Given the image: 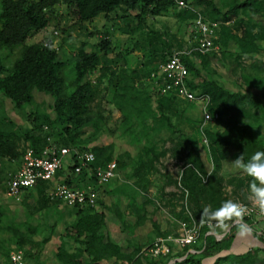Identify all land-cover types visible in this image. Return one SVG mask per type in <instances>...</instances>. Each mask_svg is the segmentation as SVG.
I'll use <instances>...</instances> for the list:
<instances>
[{
    "label": "trees",
    "instance_id": "trees-1",
    "mask_svg": "<svg viewBox=\"0 0 264 264\" xmlns=\"http://www.w3.org/2000/svg\"><path fill=\"white\" fill-rule=\"evenodd\" d=\"M186 2L194 3L195 6H205L202 9L196 7L205 18L224 22L229 20L230 16L237 15L240 10L244 13L256 10L261 12L264 8L262 0L233 3L224 11L218 7L215 0H186ZM178 7L174 0H0V92L23 112L26 106H31L27 115L30 127L25 130L16 125L7 113L4 111L1 113L0 166L2 167L0 168L4 171L7 162L22 163L27 147H32L40 153L48 144V137L55 136V131L61 135V141L54 139L60 147L68 146L80 151L94 152L96 159L91 166L96 168L105 167L113 160L111 159L115 148L113 144L89 147L104 133L112 134L119 129L122 131V136L128 137L130 144L136 146L143 140L147 141L152 131H162L163 128L171 130L174 125L165 114L164 107L168 104L167 98H179L174 95H158L153 99V86L148 77L151 70L157 68L153 63L154 60L159 56L161 62L166 61L174 52L173 45L167 34L164 36L160 29L153 25L148 26L146 21L150 16L166 15L171 9L176 11L177 16H181L182 13L186 15L188 7L180 9ZM132 10L137 11V14L133 16ZM100 16H104L106 22L103 31L98 30L100 41L92 46L91 51L86 50L87 41L84 40L78 46L71 44L70 47L73 46L74 51L64 59H59L63 43L61 48L56 47L50 37L42 42H27L32 35L48 29L53 19L58 25H61L65 19H71L81 29L88 30L87 25L94 23ZM188 16L190 17V13ZM195 18H191L189 24H193ZM233 24L221 25L216 34L215 44L216 40L220 43H228L229 52H232L231 46H236L234 53L239 56L264 52V47L258 43L261 36L264 39V30L261 33L252 31L236 33L232 28ZM115 31L130 34L131 37L137 34L133 48H130L131 46L127 45L125 40L122 43L116 42ZM90 34L95 35L93 32ZM8 48L10 50L20 48L19 56L13 64L8 62L10 56L5 51ZM135 48L144 51L145 61L142 66L144 65L147 70L129 67L127 56ZM209 54L211 53L202 54L197 50L192 51L191 54H181L190 72L189 86L196 92L210 95L212 99L210 110L218 112L220 118L224 110L235 113L229 117L224 130L207 129V150H200L198 145L189 139L178 141L173 149L176 153L180 150L183 152L188 143L193 142L190 153L194 155L187 157L180 180L182 194L180 193L179 197L185 199V191H188L189 209L195 218L200 220L204 207L210 206L212 210H215L226 201L223 193L224 178L219 175L225 158V148L235 145L240 154H244L245 161L250 159L256 151H264V138L260 136V121L264 118V90L233 92L211 75L209 79L196 82L195 79L201 74V69L197 66L195 57L202 58L204 66L207 67L203 59ZM252 66L254 68L257 64ZM247 69L244 67L243 71L246 72ZM97 74L98 76L93 80L92 77ZM261 79L264 80V78ZM35 91L53 97L54 118L44 106L35 101ZM108 93L111 94V104L120 112L115 128L110 127V119L104 116L102 110V100ZM251 109L254 111H249ZM87 126H91V129L87 135H83V129ZM21 141L25 142L24 149H21ZM165 154V151L157 153L153 147H144V152H139L135 156L128 151L119 154L116 158L117 171L131 167L129 177L133 176L136 181L134 184L127 181L114 189L113 194L131 195L130 205L137 211L140 210L137 203L138 194L141 193L139 189L144 191L148 189L149 172L155 168V162ZM207 161L213 165V171L208 174ZM76 162H78L77 157ZM69 169L74 171L75 166L72 165ZM3 176L8 175L4 173ZM71 176H68L65 181L70 185H72V179H69ZM10 178L11 176L6 177V191ZM77 178L78 182L93 185L98 192L106 186L99 185L94 175L89 178L87 169L83 170ZM235 181L243 183L242 178L235 176L229 180L230 183ZM31 188H37L40 195L38 205L31 208H37L39 205V208H48V204L54 201L47 193L48 181H39ZM41 199L46 201V206L41 205ZM54 202L60 203L61 200ZM100 205L102 208L106 206L104 202ZM70 208L74 209L75 218L67 223L63 238H71L79 246L75 251L69 252L62 241L56 253V258L62 264H82L84 259V264H101L104 260L111 259H114L112 264H124V262L143 264L141 244L136 245L130 254H124L122 246L114 243L103 233L105 214L102 210L97 211L88 205H76ZM6 209V206L0 205V229L10 232L8 238L3 239L2 243L9 241L20 248H25L27 245L33 246L34 235H27L24 232L26 221L17 223L15 220H10L6 226L3 224ZM185 210L186 207L183 205L177 215L187 219ZM137 217L136 224H144L146 215H137ZM251 221V219H244V223L247 224ZM153 225L156 236L167 235L161 232L156 220H153ZM208 230L207 226L203 227L200 244L187 246L178 254L160 256L163 263L156 258L149 259L148 264H167L172 255L181 258L174 264H204V257L220 253L225 254L218 257L213 264H264V247H254L243 254L226 253L234 241L236 227H231L230 232L221 240L215 235L207 234ZM52 236L53 233H50L44 237L41 244L48 242ZM262 237L264 243V234ZM2 247L3 245L0 244V264H8L12 247L4 250ZM259 253H263V257L258 259Z\"/></svg>",
    "mask_w": 264,
    "mask_h": 264
},
{
    "label": "rangeland",
    "instance_id": "rangeland-1",
    "mask_svg": "<svg viewBox=\"0 0 264 264\" xmlns=\"http://www.w3.org/2000/svg\"><path fill=\"white\" fill-rule=\"evenodd\" d=\"M241 1L244 0H215V2L218 4V7L223 11L233 3ZM262 6L264 7V0H262ZM196 7H198L199 9L205 8V6H195L194 3H191L188 4L187 10V12L190 13V17L188 16L187 12L186 15L182 13L181 16H177L176 11H170L167 17H164L166 16L164 15L163 17L158 18L155 21V24H152L157 29H160L161 32L164 33V36H166L167 34L171 44L173 46L175 45L180 52L182 51V53H189L190 50L194 51V48L197 46V33L193 27V24H189L191 23V18L196 17L198 14L203 15V13ZM257 11L258 10H256L255 12L249 11L244 13L242 10H240L237 15L230 16L229 20L225 22L234 23L232 25V28H234V32L236 33H246L248 31H252L253 33H261L264 30V8L261 10V12ZM100 17L101 18L98 19V22L94 21V23H89L87 25L88 30L81 29L80 26L75 25L74 20L71 19L63 20L61 25H58L57 21L53 19L48 29L38 34L32 35L27 40V42H42L47 37H50L53 39L54 45L56 47L61 48V44L63 43L59 59H64L65 56L74 51L73 46L70 47L71 44L74 46H78L80 45V42L84 40L87 41L86 50L91 51L92 46L94 44L96 45L100 41L98 30L103 31V27L106 22L104 16ZM64 29L66 31H64ZM90 32L95 33V35L90 34ZM121 35H123L121 31H115V37L120 38ZM258 43L262 47H264V39L262 38V36L261 39L258 40ZM216 44L218 48L214 52H211V54L206 55L203 59L207 63V67L204 66L202 58H199V56L195 57L196 64L201 69V74L195 79L196 82H202L204 79H209L211 75L214 76L226 88L230 89L233 92L239 91L246 93L250 90H264V80L261 79L264 78V52L239 56L238 54L236 55L234 53L236 46H231L232 52H229L227 49L228 43H220L216 40ZM19 49L20 48H16L14 50H10L9 48L5 49V51L8 53V56H10L8 61L9 63L13 64L15 59L18 58ZM134 60L135 62H137V59H133L132 61ZM253 64H257V66L252 68ZM244 67L248 68L246 72L243 71ZM152 72L153 71L151 70L148 79L152 83L154 91L153 99H155L158 95L156 94L155 85L151 77ZM97 76L98 74L93 76L92 79L95 80ZM34 95L35 101L39 105L44 106L47 112H49L50 115L54 118L55 115L52 108L54 102L53 97L40 91H35ZM110 99L111 94H106V98L102 100V110L104 112V116L109 117L110 119V127L115 128L117 125L116 120L119 118L120 112L115 108L114 105L111 104ZM167 103L168 104L164 107V112L171 119V122L174 125L172 126L171 130H168V128H163L162 131H152L150 132L151 135L147 138V141L143 140L141 144L133 146L130 144L128 137H123L122 131L118 129L112 134L104 133L99 138L98 142H93L89 146L91 147L94 144L98 145V143H101V146L113 144L115 147L114 152L112 156L110 155L111 159L113 160L117 158V152H122L127 149H130L131 152L135 155H138L139 152H144V147H153L157 153L163 151L166 152L165 155H162L158 159V161L155 162V168L149 172L148 189L146 191L139 189L141 193L138 194L137 203L139 204L141 209H138L137 211L130 205L131 195H127L124 200L120 201L124 204L123 206H125V212H129L124 214L122 217V226L124 227L122 232L127 233V229L130 230V235L133 238L131 240L137 243L136 245L141 244L143 246L142 249L149 246L154 241L155 235H157L154 233L155 230L153 220H156L157 223L159 221L160 224H158L160 227L161 225L166 227V225L169 226V224H173L177 229V227L179 226V221L184 219L183 217L177 215L182 209L181 207L179 209L178 206L184 205L182 202L184 199H182V197H179V195L182 194L180 180L182 177V171L187 163V157H191L194 155L193 153H190L192 149L191 145H193V142L198 145L200 150H207V129L216 131L224 130L228 124L229 117L233 116L235 113L234 111L229 112L227 110H224L221 118L218 121L206 123L202 118L200 110L201 104L199 105L198 103L194 102L189 103L176 98H167ZM30 109L31 106L28 105L26 106L24 112L22 110H19L9 98H5L3 96V93L0 92V117L1 113L4 111L22 130L28 129L30 127V121L27 119V115L29 114ZM249 111L253 112L254 110L251 109ZM165 123L167 122L165 121ZM166 126L169 127L168 124H166ZM260 128V136H263L264 138V118L260 121ZM90 129L91 126L85 127L83 129V135H87ZM60 137L61 135L59 134V132L55 131V136H53L52 138L56 145L58 144L54 139H59V141H61ZM185 139H189V141L193 142L190 144L188 143L187 148L183 150V152L180 150L179 153H176V151L173 150L175 144L178 141H182ZM20 145L21 149H24L25 142L21 141ZM239 156H241L240 151L235 145H231L225 148V159L230 160H225L228 161V167L226 169L228 174L226 175L223 169H221L219 172L223 174L224 178V198L226 200L231 199L233 201H249L247 193L245 191H242V188L240 189V185H242L241 181H235L234 183H232L236 187V190H233L234 188L232 189L233 192H230V189L226 185L230 180L228 179V177L232 174L233 177L235 176L237 178H245V183L247 182L248 187L252 182L251 177H249L242 170L237 169L233 166L232 162ZM19 166H21V162L14 161L13 163L7 162L6 169H4V171L1 170L2 168H0V205L7 207L5 214L6 217L4 216L5 222L3 223L5 226L10 220H15L17 223L25 222L26 220V216L22 212L23 209L20 207V200L5 195V187L7 181L6 177L10 176L11 173H14L19 168ZM207 170V174L213 171V165H211L210 162L207 163ZM4 173L8 176L4 177ZM120 173L122 178L121 180L118 179L115 183H122L124 180H127L128 183H135V178L133 176L129 177V175L131 174V167H129L126 171H120ZM166 188H168V190ZM171 188L177 190H175V192H172ZM101 192L103 195L101 196L100 200L104 202L106 194H104L102 188ZM112 192L113 191L110 190V193ZM112 195L114 196L115 194ZM135 213L136 215H146V221L144 222V224H134V221H136L137 219L136 217H133V214ZM132 217L133 219L131 220ZM64 219L66 220V222H69L71 220L70 217H66ZM150 223L152 224V230L149 233V227L151 226ZM60 225L64 226V221H60ZM61 226L57 228L59 231L63 230ZM140 226L144 227L140 230H137L136 232V228ZM126 233L125 235H127ZM9 234V231L0 229V244L3 245V250L7 249V247L13 248L15 246V244L9 243V241L2 243V240L8 238ZM136 235H138V237ZM136 237L138 239H141V241L137 242L136 240L138 239H136ZM142 255L144 259L143 264H148L149 259H156L144 254ZM260 257H263V253H259L258 259ZM212 258H214V256H212ZM173 259H176V255L170 256V261H172ZM205 259L206 257L203 258L204 264H207L208 261H212V259L208 261ZM159 260L163 263L162 259L159 258Z\"/></svg>",
    "mask_w": 264,
    "mask_h": 264
},
{
    "label": "built area",
    "instance_id": "built-area-1",
    "mask_svg": "<svg viewBox=\"0 0 264 264\" xmlns=\"http://www.w3.org/2000/svg\"><path fill=\"white\" fill-rule=\"evenodd\" d=\"M174 2L180 8L188 7L186 0H174ZM223 23L229 25L231 22L210 20L198 14L193 20V27L198 38L197 46L194 50L202 54L215 51L218 48L215 44L216 34ZM192 51L190 50L186 54H191ZM181 54L182 51L173 52L168 56L166 61L160 63L158 70L152 72L151 77L154 80L156 94L159 96L174 95L186 102L201 104L200 110L204 122L208 123L219 120V113L210 110V105L212 104L210 95L196 92L189 86L188 79L190 78V72L183 62ZM76 157L78 158V162H76ZM95 159V153L91 150L80 151L77 148L60 147L54 143L52 136H49L48 144L40 153H37L32 147L25 149L21 166L10 175L11 178L8 181L6 194L8 197L20 200L21 194L25 189L34 187L39 181H52L54 182V186L48 193L52 200L59 199L64 205L70 207L88 205L96 208L98 204V190L93 185L84 184V182L70 185L63 181L65 178L59 180L58 175L65 167L69 169L70 166L74 165V171L69 169L68 176L72 175L74 178H77L83 170L87 169L89 178H92L94 175L99 185H107L117 176V160L110 161L105 167L93 168L91 164ZM187 198L188 191H185V199L182 202L186 207L185 212L188 218L179 221L177 232L175 234L157 236L149 246L142 249L141 254L151 258H159L160 256L174 254L176 249L182 251L187 246L198 245L201 242L204 226H207L209 229L207 234L215 235L219 240L223 239L230 232L231 227L226 231L220 230L214 226L210 227L207 222L202 223L200 219L195 218L193 212L188 207ZM236 202L244 204L248 209L244 219H251L254 222L261 223L264 227V213L260 212L259 207L253 201L236 200ZM25 257V249L14 246L10 252L8 264H27Z\"/></svg>",
    "mask_w": 264,
    "mask_h": 264
},
{
    "label": "crops",
    "instance_id": "crops-1",
    "mask_svg": "<svg viewBox=\"0 0 264 264\" xmlns=\"http://www.w3.org/2000/svg\"><path fill=\"white\" fill-rule=\"evenodd\" d=\"M178 8L180 9V7H178ZM170 11H174V10L171 9ZM170 11L168 13H166V16H164V15L163 16L167 17L168 14L170 13ZM131 13L134 16L135 14H137V11L132 10ZM163 16H154V17L150 16L149 18H147V21H146L147 25L151 26L152 24H155V21L158 18H161ZM99 18H101V17L96 18L95 22H98ZM136 36H137V34H134V37H131L130 34L123 33V35H121L120 38L115 37L114 40L116 42H118V40H119V41H121L120 43H122L125 40V43L127 42V45L131 46L130 48H133L134 38ZM172 50L174 52L179 51L175 45L173 46ZM133 59H137V62H135V60L132 61ZM127 60H128L129 67H131L133 69L146 68L144 65L142 66L143 62L145 61L144 60V51H141V50H138L135 48V50H133L131 52V54L129 56H127ZM153 63L155 65V67H157L156 69L153 70V72H154V71L158 70L159 65L161 63V58H159V56H158L156 58V60H154ZM98 140L95 142H98ZM100 144L101 143H98L97 146H101ZM94 145H92V146H94ZM125 151H128L133 156H135V154L132 153L130 149L124 150L122 152H117V154L119 155ZM225 160H228V159H225V158L223 159L222 169L225 172V174L227 175L228 172L226 169L228 167V161H230V160H228V161H225ZM207 163H208V161H207ZM207 163H206V168H207ZM1 170L3 171V169H1ZM120 171H122V169L118 170L117 176L110 183H108L106 186L102 187L104 194H106V196L104 198V204L106 205L105 208H102L100 205V202H102L100 199H101V196L103 195L101 190H100L98 192V204H97V207L95 209L97 211L102 210L105 214V218H104L105 227L102 230L103 233L106 234L114 243L121 245L122 246V252L124 254H130L134 250L137 243H135L134 241L131 240L133 238L130 235L131 234L130 230L127 229V233L125 232L127 235H125V233L122 232V230L124 229V227L122 226L123 225L122 217L124 214L129 213V212H125V206H123L124 204L121 203L120 201L124 200L126 198V195L120 194V195H114L113 196L112 195L113 192L110 193V190L113 191L114 189H117L119 186H122V184L126 183V181H127V180L126 181L124 180L122 183H115L118 179L121 180V178H122ZM68 172H69V169L66 167L62 171H60L58 173L59 180H63L65 178L63 181H66L68 178L67 177ZM219 175L223 176L222 173H219ZM232 175H230L229 177L230 178L233 177ZM125 177H126V175H125ZM229 177H228V179H230ZM69 179H72V182H71L72 185H76L79 183L78 178H74L71 176V178H69ZM242 179H243V183H242V185H240V189L242 188L243 189L242 191H245L247 193L248 200H249L247 202H251L252 200L249 198L250 197V189L247 185V182L245 183V178H242ZM48 185H49V188L47 189V193H49V191L53 188L54 182L49 181ZM226 185L230 189V192H233L232 191L233 188H234L233 190H236V187L234 186V184L229 182ZM166 189L168 190V188H166ZM175 190H177V189L171 188L172 192H175ZM108 192L110 195L108 194ZM5 195L7 196L6 190H5ZM39 196L40 195H39V191L37 190V188L36 189L31 188V189L23 191V193L21 194L20 202H19L20 207L23 209L22 212L26 216V220H25L26 224L24 226V228H25L24 232L27 235H34L33 236L34 245L33 246L27 245L24 248L26 250V252H25L26 263L27 264H62L56 258V253L58 252L59 247L62 244V241H64V244L66 245L69 252L75 251V249L79 246V244L76 241H74L73 239H71V238L69 239L67 237L63 238V234L65 232L67 223L71 222L75 218L74 209L70 208V206L64 205L62 203V201L60 203H56V202H54L55 200L51 201L48 204V208H39L40 205L37 207L38 209L37 208H31V207H35L38 205ZM40 201H41V205L46 206L45 200L41 199ZM182 206H178V208L180 209V207L182 208ZM133 215H134L133 217L137 218L136 221H134V224H135L138 220V217H137L136 213ZM66 217H70L71 220L69 222H66V220L64 219ZM133 217L131 218V220L133 219ZM60 221H64V226L60 225ZM158 223H159V221H158ZM245 224H247V223H245ZM247 225H249L251 227L252 231L250 233H247V234H241L239 232V230L237 229V232L235 234V238H234V241L232 243V246L226 253L243 254V253L248 252L249 250H251L254 247H264V243L262 240L263 239L262 235L264 234V227L262 226V224L258 223V222L251 221ZM60 226L63 228V230H61V231H59L57 229ZM143 227L144 226L137 227L136 232H137V230H140ZM178 227L176 229L175 225L169 224V226L166 225V227L161 225L160 229H161V232L168 235V234H175L178 230ZM151 230H152V224L149 227V233L151 232ZM50 233H53V236L51 237V239L48 242H46L42 245L41 244L42 239L44 237L48 236ZM136 236L138 237V235H136ZM137 237H136V239H138ZM149 237H150V235H149ZM155 238H156V235H155ZM136 241L137 242L141 241V239H138ZM179 251H180V249H176V252L174 254H178ZM224 254L225 253H222V254L220 253V254L214 255V258H212V256L206 257L205 260L208 261V260L212 259V261H208L207 264H213L218 257L223 256ZM84 260H83L82 264L85 263ZM113 260L114 259L104 260L101 264H112ZM127 263L128 262H124V264H127Z\"/></svg>",
    "mask_w": 264,
    "mask_h": 264
},
{
    "label": "clouds",
    "instance_id": "clouds-1",
    "mask_svg": "<svg viewBox=\"0 0 264 264\" xmlns=\"http://www.w3.org/2000/svg\"><path fill=\"white\" fill-rule=\"evenodd\" d=\"M232 164L252 178L249 198L259 207L260 212L264 213V151H256L247 161L243 154ZM247 212L248 209L244 204L229 199L215 210L210 206L204 207L201 222H207L210 227L214 226L225 231L234 226L241 234H247L252 231L251 227L244 223Z\"/></svg>",
    "mask_w": 264,
    "mask_h": 264
},
{
    "label": "water",
    "instance_id": "water-1",
    "mask_svg": "<svg viewBox=\"0 0 264 264\" xmlns=\"http://www.w3.org/2000/svg\"><path fill=\"white\" fill-rule=\"evenodd\" d=\"M178 260H180V259H175L174 261H170L168 264H174Z\"/></svg>",
    "mask_w": 264,
    "mask_h": 264
}]
</instances>
